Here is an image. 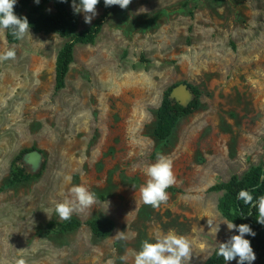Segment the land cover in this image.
Returning a JSON list of instances; mask_svg holds the SVG:
<instances>
[{"label": "rangeland", "instance_id": "1", "mask_svg": "<svg viewBox=\"0 0 264 264\" xmlns=\"http://www.w3.org/2000/svg\"><path fill=\"white\" fill-rule=\"evenodd\" d=\"M96 7L91 24L104 14ZM42 10L52 14L54 4ZM78 15V30L91 25ZM68 39L29 27L10 43L0 29V54L16 52L0 62V264H122L125 254L132 264L144 240L169 231L190 241L185 264H203L239 234L219 211L222 192L209 188L264 162V0L114 5L95 42L75 45L56 90V59ZM183 81L201 89V105L160 140L164 92ZM28 149L24 167L40 174L11 184L12 161ZM158 155L172 161L176 182L153 208L139 189ZM78 185L97 202L73 213L80 227L57 232L49 224L64 220L55 206ZM100 217L114 221L106 237L85 224Z\"/></svg>", "mask_w": 264, "mask_h": 264}, {"label": "trees", "instance_id": "2", "mask_svg": "<svg viewBox=\"0 0 264 264\" xmlns=\"http://www.w3.org/2000/svg\"><path fill=\"white\" fill-rule=\"evenodd\" d=\"M40 5H35V0H16L14 13L20 18H27L29 27L34 31L55 32L62 36L69 37L58 52L56 59V90L65 86L66 75L70 65L74 60V48L78 43H94L102 30L103 22L107 12L113 6L106 7L104 0H99V5L104 9V14L97 18L90 26L78 30L79 15L69 5L73 0H40ZM52 2L55 12L46 14L43 12V4ZM80 3V0H75ZM8 42L13 43L18 39L12 35L11 30H6ZM202 91L186 81L177 82L170 85L164 92L163 100L157 111V124L154 129L155 136L160 140H167L173 133L179 120L191 114L201 105ZM33 149L22 150L12 161V177L10 183L28 181L34 174L25 167L26 155L33 152ZM44 165V162H43ZM264 162L252 165L243 175H232L228 180L212 185L210 191H221L222 195L218 200V208L221 214L233 224H247L256 233L255 236L246 234L245 238L251 243L256 259L252 264H264V225L257 222L258 210L250 205L243 204L237 200L240 190L249 191L257 200L264 196ZM251 213V215H249ZM92 233L97 237H106L114 229V221L107 217H100L87 220L85 222ZM56 225L57 232L65 233L72 231L82 225V222L71 217L60 223H50ZM218 246L208 256L203 264H226L223 257L216 254ZM238 260V257L236 258ZM238 264V261H237ZM247 264V262H245Z\"/></svg>", "mask_w": 264, "mask_h": 264}, {"label": "clouds", "instance_id": "3", "mask_svg": "<svg viewBox=\"0 0 264 264\" xmlns=\"http://www.w3.org/2000/svg\"><path fill=\"white\" fill-rule=\"evenodd\" d=\"M38 4L39 0H35ZM63 2V0H62ZM16 0H0V29L11 30L12 35L17 39H23L29 33V23L27 18H20L14 13ZM99 0H80L79 4L73 0L72 7L76 13H84V22L91 24L97 15V5ZM131 0H104L106 7L118 5L121 9H126ZM16 52L14 49H7L0 54V62L14 60ZM144 173L147 177L146 183L139 189L140 197L144 204L153 208H158L169 199V187L176 182L173 172L172 161L164 155H158L155 163L148 166ZM264 179V178H262ZM237 200L243 204L250 205L258 210L257 222L264 225V196H260L254 201L253 195L247 190H240ZM97 202L95 193L91 192L83 185L73 186L68 190L67 198L63 202L57 203L55 212L61 220H69L73 213H79L92 208ZM251 215V213H249ZM209 225L211 221L208 220ZM229 230L237 229L239 234L233 235L224 243L218 244L216 254L223 257L224 261H231L238 257V264H252L256 259L251 243L245 235L255 236L256 233L247 224L235 225L232 222H224ZM118 239H126L123 232L116 234ZM192 255L190 241L175 232L169 231L167 234L158 237L154 242L144 240L141 249L132 257V264H185ZM122 264H128L127 254L119 257ZM16 264H26L20 259ZM109 264H112L110 261Z\"/></svg>", "mask_w": 264, "mask_h": 264}]
</instances>
